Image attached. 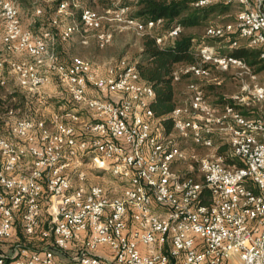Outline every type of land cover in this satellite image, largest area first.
<instances>
[{
    "label": "built area",
    "instance_id": "2783aa9c",
    "mask_svg": "<svg viewBox=\"0 0 264 264\" xmlns=\"http://www.w3.org/2000/svg\"><path fill=\"white\" fill-rule=\"evenodd\" d=\"M17 2L0 0V82L4 50L17 56L8 64L19 86L42 102L54 74L77 108L49 120L7 113L0 130V264H264V106L259 117L247 115L251 105L264 104V79L251 83L252 66L217 43L226 40L234 49L245 39L259 48L264 67L263 0L254 6L249 0L195 1L239 10L233 21L207 25L193 45L194 61L172 72L174 80L187 78L189 98L172 110L169 134L150 108L153 86L134 63L121 59L103 73L81 56L62 60L55 46L58 37L66 41L76 33L87 43L94 32L105 48L113 34L102 27L104 18L154 36L161 46L180 26L157 33L163 18H133L128 6L102 15L73 0L55 15L80 8L78 22L60 25L55 16L58 36L53 29L36 33L22 25ZM232 70L239 92L232 102L212 103L205 84ZM82 108L93 116L79 128ZM174 134L206 150L200 159L193 154L200 179L194 166L175 170L188 158ZM74 162L76 182L69 170ZM84 165L108 169L121 191L87 185ZM204 189L209 204L201 202ZM100 248L109 249L107 257Z\"/></svg>",
    "mask_w": 264,
    "mask_h": 264
},
{
    "label": "trees",
    "instance_id": "16d2710c",
    "mask_svg": "<svg viewBox=\"0 0 264 264\" xmlns=\"http://www.w3.org/2000/svg\"><path fill=\"white\" fill-rule=\"evenodd\" d=\"M65 1L72 3L73 0L55 1L54 12ZM195 1L197 0H136L132 4L135 11L130 16L133 18L140 20L164 19V23L159 26L157 33L166 32L177 25L181 28L178 36L172 42L163 46L156 43L154 36L142 35L141 52L134 62L141 79L153 86L155 96L150 103V108L155 117L160 119L164 132L167 134L173 131L174 126V118H172L171 112L177 105L184 102L182 88L187 87L188 82L186 77L174 80L172 72L177 66L194 61L192 48L195 42L202 40V36L199 35L201 28L211 24V21L217 16L227 14L232 6L224 2H216L207 6H195ZM77 13H74V18L79 19L80 8L77 9ZM208 42L213 44L217 40L212 39ZM231 53L236 57L243 58L251 66L260 62V51L257 48L236 47ZM7 87L5 83L0 82L1 128L9 110L13 109L18 112L17 115L23 116L20 114H25L28 106V99L24 93L17 88L7 89ZM218 87L213 83L205 84L206 94L208 95L210 92L213 94V103L232 102V100L223 99L218 94L220 90ZM225 149L226 147H221L219 153H223ZM196 169L197 166H195L194 171ZM201 202L205 204L211 202L208 189L203 190Z\"/></svg>",
    "mask_w": 264,
    "mask_h": 264
},
{
    "label": "rangeland",
    "instance_id": "374dc122",
    "mask_svg": "<svg viewBox=\"0 0 264 264\" xmlns=\"http://www.w3.org/2000/svg\"><path fill=\"white\" fill-rule=\"evenodd\" d=\"M32 8L31 11H34L35 14L32 16L43 18L46 22H50L52 20V17L57 16L58 20L60 21V25L65 24L68 22V17L71 16V14H67L66 10H63L59 14H54V6L55 1L58 0H32ZM77 1V0H76ZM136 0H78L79 7H90L98 12H100L102 15H105L106 8H117L120 6H128V9L126 10L127 15H131L134 13L135 8L133 7V3ZM40 9L41 12L37 13L36 10ZM79 9V8H78ZM68 10V9H67ZM239 10L237 5H232L230 11L222 16H217L214 18L211 23H220L226 22V21H233L234 17ZM75 13H77V8L74 9ZM24 13V12H23ZM78 14V13H77ZM20 16V15H19ZM43 16V17H42ZM78 18H75V21L78 22ZM52 26V25H51ZM103 28L110 29L112 31L113 37L111 42H109L105 48H100L98 46V42L95 37L92 36V34L89 32V38L87 43H83L81 41L80 34H76L77 37L71 38L66 41H60L59 45L60 47H63L64 50L68 44V46H72V43H74V50L77 56H81L83 58H86L90 60L94 65L99 66L101 71H105L107 68L116 67V64L121 61V59H126L132 63H134L141 52V35L135 32V30L131 27L124 28L123 24H120L118 22L110 21L108 18L103 19ZM206 26H203L201 30L199 31V35L203 36L204 29ZM40 33V32H36ZM88 35V32H85ZM84 33V34H85ZM75 40V41H73ZM198 42H195V45ZM3 57L7 60L5 62V67L3 70V79L5 80V84L7 89L10 88H17L22 93H24L27 96L28 99V106L25 110V114H20L23 116H30V117H36V118H45L48 119L51 116L54 115L62 116L65 115L68 110H72L74 108H77V105L71 100L69 97L67 91L65 90L64 86L60 84V82L57 80L56 76L52 74V80L53 82L47 84V86L43 87L42 89V95L43 99L42 102L39 101L38 96L33 93V91L27 90L25 88H22L19 86L18 81L15 77V75L12 72V69L10 65L8 64L9 60L16 59L17 56H13L12 54L1 50ZM65 52L61 53L63 58L68 59L73 54ZM6 89V90H7ZM238 84L234 82H230L225 87L224 92H232L238 91ZM211 98H214L212 93L210 92L208 94ZM189 98V90L187 87L182 88V99L183 101L187 100ZM264 104H253L251 105V109L254 110V112H251L250 117H259L261 115V110L263 109ZM80 113L83 116V121L79 123V128H81L84 124V122H87L92 119V114L85 110L84 108L79 110ZM6 118V116H5ZM77 127V124H76ZM1 128V127H0ZM2 129V128H1ZM174 138H176L177 141L186 149L187 153V160L176 164L174 167L177 172H188L189 169H191L190 166H197L196 160L193 158V154L196 155L197 159H200L199 157L202 156L206 150L199 149V150H192V142L189 138L180 137L177 134L173 135ZM226 150V149H225ZM83 169L86 171V184H99L103 186L108 192L112 193H119L121 190V182L116 179L114 176L111 175L110 171L105 168H96V167H90L88 165L82 166ZM77 169V162H74L72 167L69 169L72 176L73 181H77L75 178L74 171ZM195 176L197 179H200L198 171H195ZM0 245H3L0 242Z\"/></svg>",
    "mask_w": 264,
    "mask_h": 264
},
{
    "label": "crops",
    "instance_id": "0c3cea01",
    "mask_svg": "<svg viewBox=\"0 0 264 264\" xmlns=\"http://www.w3.org/2000/svg\"><path fill=\"white\" fill-rule=\"evenodd\" d=\"M249 2L252 4V6L256 5L255 4L256 3V0H249ZM32 3H33L32 0H18V2H17L18 9H19V12H20L19 15H20V19H21L22 25L24 27L31 28L32 30H35V32H40V33H42L43 31H45L47 29H53V30H55V33L58 36L59 30H58V28H55V27H52L51 26L52 25V21L46 22L43 18H39V15H38V17L32 16L33 13L35 14V12L34 11H31V9H30V8H32V6H31ZM262 8L264 10V0H263V3H262ZM74 9L73 8L72 9H69V12L67 14L70 13L71 16L68 17V22H66L65 24L76 22L75 21V18H74V13H75ZM36 12H37V10H36ZM54 14H55V12H54ZM53 18L54 17H52V19ZM234 19H235V17H234ZM216 23H218V22H216ZM76 34H74L71 38L77 37ZM60 41H63V40H61L58 37V40H57V43H56V46H55V49H56V51H57V53L59 54L60 57L62 56L61 53L65 52L66 50L68 51L67 53L73 54L71 56V58L73 56H77L76 54L74 55V53H75V50H74L75 48L73 47L74 46V43H72V46H68V44H67V46H66V48L64 50V48L63 47H60V45H59ZM73 41H75V40H73ZM172 41H168L167 44L170 43V42H172ZM217 43L219 45V49H220L221 52H225V51H228V50H231V51L233 50V49H228V45L230 44V42H228L226 40L218 41ZM223 45H225V47H223ZM242 46L248 47L247 46V41L245 39H243V38L239 40V46L238 47H242ZM257 49H259V48H257ZM71 58L69 57L68 59H65V58L61 57V59L62 60H65V61L71 60ZM109 68H107V69L104 68L105 71H103V73H108ZM252 68H253V71H254V73L256 75V78H255V80L253 82L249 78H248V80H250L251 83L263 81V79H264V67H263L261 61L259 63L255 64V65H253ZM257 68H260V69L257 70ZM233 71L234 70L229 71V72H221L219 74V77H220L219 78V82H217V83L216 82H211L214 85L219 86L218 88H220V90H219V93L218 94L220 96H222L223 99H229L233 94L239 92V90L241 88V82L234 76ZM231 81L234 82V83H236V85L238 84V88H239L238 91H234V93H232V92H229V93L224 92L225 91L224 90L225 87ZM51 82H53V80ZM51 82H49V83H51ZM49 83H48V85H49ZM208 97L212 101L213 98H211L210 96H208ZM212 103H213V101H212ZM51 117L48 118L47 120L51 119ZM192 147H193L192 148L193 151L196 150V149L197 150L202 149V148L197 147V146H194V145ZM185 151H186V149H185ZM16 236H20L22 238V234L20 232H18V231L16 232ZM16 236H15V238H16ZM99 253L101 255L107 257L108 254H109V249L100 248Z\"/></svg>",
    "mask_w": 264,
    "mask_h": 264
}]
</instances>
